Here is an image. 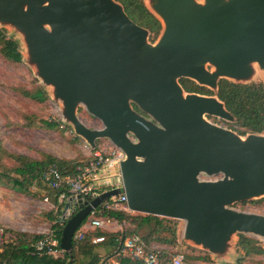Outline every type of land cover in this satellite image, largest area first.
<instances>
[{
    "label": "water",
    "instance_id": "95a60500",
    "mask_svg": "<svg viewBox=\"0 0 264 264\" xmlns=\"http://www.w3.org/2000/svg\"><path fill=\"white\" fill-rule=\"evenodd\" d=\"M148 3L164 23L153 45L149 31L113 0H0V23L25 33L29 59L63 101L78 136L93 148L107 138L125 154L123 187L87 205L80 200L65 223L59 246L69 255L90 212L120 194L131 212L183 221V240L212 253H223L233 233L264 238V217L227 208L264 192V136L249 134L240 144L243 136L204 120L235 121L216 96L186 93L179 84L189 79L217 91L220 79L237 83L250 75L251 61L264 71V0ZM79 101L101 130L74 120ZM202 173L222 179L202 182Z\"/></svg>",
    "mask_w": 264,
    "mask_h": 264
},
{
    "label": "rangeland",
    "instance_id": "374dc122",
    "mask_svg": "<svg viewBox=\"0 0 264 264\" xmlns=\"http://www.w3.org/2000/svg\"><path fill=\"white\" fill-rule=\"evenodd\" d=\"M113 1L117 2L116 0ZM142 1L146 6L149 0ZM195 1L201 4L204 3V0ZM43 4L41 3V6ZM160 24L159 35L164 29V23L160 21ZM0 28L6 31L7 39L12 38L18 41L19 51L22 55V62L15 64L5 61L0 54V141L3 147L8 153L38 161H43L47 156H52L72 165H82L89 159L94 150L105 148L110 141L107 138H99L93 148L83 137L78 136L63 101L55 96L52 85L43 82L39 76L38 66L26 55L25 33L15 24L0 23ZM159 35L152 45L157 42ZM248 66L251 72L250 75L237 81V83L256 82L262 83L264 86L263 70L260 68L259 63L251 61ZM205 69L211 71L212 67L207 64ZM22 88L30 92L43 90L47 96L46 101L39 103L24 97L19 93ZM211 91L216 92L215 89ZM133 108L136 112L142 114L135 106ZM74 120L89 130H101L103 128L102 122L94 117L87 110L86 103L81 101L76 102ZM204 120L228 131H230L228 125L235 123V121L207 115H204ZM44 122L57 123L58 127L48 129L45 127ZM257 135L264 136V133ZM246 137L247 135L241 138ZM5 162L9 166L13 165V162H10L9 159H5ZM198 179L202 182H215L221 180L222 175L209 176L202 173L198 176ZM50 194L44 184L38 182L31 187L29 195H20L13 190L0 187V226L11 229V225H14L12 222L20 218L26 223V229L29 228V231L37 233L41 229H49L50 220L48 218L41 220L40 218L43 216L40 215L46 211V207L42 204L43 199L46 196L50 197ZM262 199H264V196L246 197L233 202L227 208L231 211L264 217V202H258ZM239 234L247 237L248 235L257 237L260 239V241L258 240L259 245L264 246V238L248 233H233L231 236L232 241L236 240ZM180 241L181 248L185 250L186 254L194 257L195 255L187 252L189 249H187L184 240L181 239Z\"/></svg>",
    "mask_w": 264,
    "mask_h": 264
},
{
    "label": "trees",
    "instance_id": "16d2710c",
    "mask_svg": "<svg viewBox=\"0 0 264 264\" xmlns=\"http://www.w3.org/2000/svg\"><path fill=\"white\" fill-rule=\"evenodd\" d=\"M116 1L122 5L124 12L134 23L149 31V41L151 43L154 42L159 35L161 24L148 11L143 1ZM19 48L18 41L12 38L7 39L6 31L0 28L1 57L9 63H21L22 55ZM179 84L186 93L216 96L234 118L235 123L233 125L236 126V128L233 130L239 136L261 134L264 131V86L262 83L251 82L248 84H241L226 79H220L217 84L216 93L197 85L194 81L189 79H180ZM19 93L39 103L45 102L47 98L44 91L40 89L30 92L22 88ZM44 125L48 129H56L58 127L57 123L52 122H44ZM233 125L228 126L233 128ZM5 159H9L10 162L12 161L13 165L9 166L5 162ZM51 165H55L62 174L70 176L74 175L77 170L83 166V164L72 165L66 161L57 160L52 156H47L45 160L38 161L8 153L0 141V187L21 194H29L34 183H42V174ZM50 193L51 200L56 203L54 197L55 193L52 191ZM258 202H264V199ZM100 209H102V207H99V210ZM102 214L103 216L113 218L119 222L125 221L127 223L123 232L124 237L129 234H139L147 245L154 241L160 244L174 246L175 248L179 244V233L175 220L113 210L104 211ZM53 216L54 214H49L50 221L53 220ZM61 233L62 231L56 233L59 241L61 239ZM14 234L16 236V242L4 246L0 251V264H76V254L79 253L88 258L85 264H97L99 260L97 255L92 253V239L87 238V234L81 242H73L72 253L70 255L65 254L64 258L60 260H54L46 255H30L31 244L38 240L41 237L40 235ZM95 234H97L95 237H99L102 236L103 233L97 231ZM237 247L243 252V258L239 259L237 264H243L256 255H264V249L261 248L258 240L242 234L238 235ZM114 251H116V249H114ZM185 258L188 261H193L197 257L189 256L185 253ZM120 259L118 260L121 261ZM162 259L164 262H168L169 260L167 257H162ZM251 264L258 263L252 262Z\"/></svg>",
    "mask_w": 264,
    "mask_h": 264
},
{
    "label": "built area",
    "instance_id": "2783aa9c",
    "mask_svg": "<svg viewBox=\"0 0 264 264\" xmlns=\"http://www.w3.org/2000/svg\"><path fill=\"white\" fill-rule=\"evenodd\" d=\"M235 128L236 126L233 125L230 130ZM124 159L123 151L110 142L105 148L94 150L89 159L72 176L62 174L55 165L49 166L44 171L41 181L50 192L55 193L56 203L49 196L44 197L43 202L50 204L54 220L51 221L49 229L40 233L41 237L31 244L30 255H46L54 260L64 258L67 253L60 248L56 233L62 231L68 219L79 209L80 200L82 204L87 205L103 193L123 187L120 164ZM99 207L102 209L99 210ZM107 210L131 213L124 194L110 197L90 212L75 231L72 239L73 242L79 243L89 231L94 230L118 233L116 251L110 257H99L97 264H120L118 260L120 258H129L141 264H193L185 258L186 252L181 248V243L167 254L169 260L164 262L159 249L147 245L139 234H129L124 237L123 232L127 223L103 216L102 213ZM105 241V237L99 236L92 238L91 243L98 245ZM15 242V234L7 227L0 226V251L4 246Z\"/></svg>",
    "mask_w": 264,
    "mask_h": 264
},
{
    "label": "crops",
    "instance_id": "0c3cea01",
    "mask_svg": "<svg viewBox=\"0 0 264 264\" xmlns=\"http://www.w3.org/2000/svg\"><path fill=\"white\" fill-rule=\"evenodd\" d=\"M9 190V189H8ZM15 192V191H14ZM17 193V192H15ZM32 193V192H31ZM20 195H24L21 193H17ZM30 194V193H29ZM28 194V195H29ZM51 203V202H50ZM43 206L46 207V211L42 212L40 216L41 220H44L46 218L49 219V214L52 213L51 211V206L50 204L44 203L42 202ZM44 207V208H45ZM135 212H131V214H134ZM53 215V213H52ZM45 217V218H44ZM171 219V218H168ZM53 220H54V216H53ZM51 220V221H53ZM175 220L177 222V228H178V243H181V239H183V230H184V222L180 221V220H176V219H172ZM50 221V224H51ZM46 223V222H45ZM44 223V224H45ZM11 225V229H9L10 232L12 233H18V234H26V235H40V233H42L43 231H45L47 228L45 229H41L40 231L36 232H32L26 229V223L24 221H22L20 218L16 219L15 221L12 222ZM47 224V223H46ZM50 226V225H49ZM40 228V227H39ZM8 229V228H7ZM97 231L102 232V236L106 238V241L102 244H98V245H94L91 243V247H92V253H95L99 259V257L104 256V257H110L113 253H114V249H116V237L118 236V233H113L110 232L109 230H94V231H89L87 233V238H94L95 234ZM97 237V236H96ZM248 237L254 238L256 240H259V238L248 235ZM237 241L238 238L236 240H233L230 242L229 246L225 249V251L223 253H212L209 252L205 249H203L200 246H195L192 243L188 242V241H184L185 245L187 246V252L192 253L193 255H195V257H197L195 260H193V264H237V261L239 259L243 258V252L237 247ZM149 245L151 247H156L159 249V251L162 253L163 257H167L168 258V253L173 249L174 246H170V245H164V244H160L157 242H150ZM262 249H264L263 245H260ZM87 257H84L81 253L76 254V264H85L87 263ZM121 261H119L120 264H140V262L138 261H131L129 259H120ZM252 262L254 263H258V264H264V255H256L250 259L247 260V262H244L243 264H251Z\"/></svg>",
    "mask_w": 264,
    "mask_h": 264
},
{
    "label": "bare ground",
    "instance_id": "6f19581e",
    "mask_svg": "<svg viewBox=\"0 0 264 264\" xmlns=\"http://www.w3.org/2000/svg\"><path fill=\"white\" fill-rule=\"evenodd\" d=\"M147 5V7L153 12V13H155L157 16H158V18L160 19V21H163L162 20V18L156 13V11H154L153 10V8H151V6H150V4L149 3H147L146 4ZM47 29H51V25L50 24H45L44 25ZM161 37V36H160ZM26 55H29L28 54V52H26ZM210 74H212L213 76H217V70L214 68V67H212V69H211V71H210ZM263 75V78H264V71H263V73H262ZM228 79H230V80H233L234 78H232V77H229V76H226ZM264 83V82H263ZM181 96L183 97L184 96V93H181ZM219 105L221 106L222 105V103H219ZM222 107V106H221ZM239 141V143L240 144H242V145H245V141H246V139L245 138H243V139H241V140H238ZM259 196H264V192H261V193H259L258 194Z\"/></svg>",
    "mask_w": 264,
    "mask_h": 264
}]
</instances>
